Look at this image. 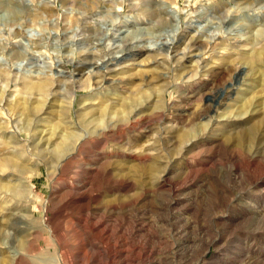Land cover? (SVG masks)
Listing matches in <instances>:
<instances>
[{"label":"rangeland","instance_id":"1","mask_svg":"<svg viewBox=\"0 0 264 264\" xmlns=\"http://www.w3.org/2000/svg\"><path fill=\"white\" fill-rule=\"evenodd\" d=\"M241 8V0H0V264H245L247 241L264 242V107L220 119L245 99H264V67L257 79L235 76L254 60L235 41L238 32L230 34L231 21L245 17ZM214 35L222 39L203 48L198 76L182 77L186 61L175 56L192 36L204 43ZM89 64L104 76L93 89L80 87L94 83L88 71L77 79ZM106 65L133 68L137 78L113 85ZM224 66V77L206 74ZM139 69L166 78L147 80ZM139 88L145 93L131 101ZM87 94L97 102L126 97L129 108L119 106L108 129L96 125L79 149L61 152L70 139L55 134L70 130L65 121L85 128L75 110ZM39 129L55 144L35 147ZM187 130L194 141L184 140ZM9 157L17 168L1 165Z\"/></svg>","mask_w":264,"mask_h":264},{"label":"bare ground","instance_id":"2","mask_svg":"<svg viewBox=\"0 0 264 264\" xmlns=\"http://www.w3.org/2000/svg\"><path fill=\"white\" fill-rule=\"evenodd\" d=\"M121 1V0H120ZM166 2V1H165ZM10 3V1H9ZM8 3V4H9ZM240 4V3H239ZM7 5V4H6ZM11 5V4H9ZM121 5V4H120ZM167 5V9L171 14L172 16L174 17V19L177 21L178 20V15L176 14L174 6L170 3L166 4ZM78 6V5H77ZM227 7V6H226ZM240 7V6H239ZM241 9H245V17L244 18H241V19H238V20H232L231 23H232V26L230 27V34L231 35H235L234 32L237 31L238 32V35L235 37V41L238 43V45H240L241 47L243 46L244 48H248L250 51V53H245V55H248L247 58H254V60H248L247 62H245V64L241 63L240 65L237 66L236 68V74L235 76L238 77V81H245L249 76H251L253 79H257L258 75L260 76L261 75V67H264V48L262 50H259L258 46H257V40H259L260 37H263L262 39H264V16L261 15V14H249L250 11H257V10H261V9H264V0H241ZM16 8V7H15ZM19 8V7H17ZM139 8V7H138ZM204 8V7H203ZM72 10V9H71ZM165 10V11H166ZM202 12V11H201ZM204 12V11H203ZM169 14V13H168ZM221 14V13H220ZM34 15V14H33ZM170 15V14H169ZM220 16V15H219ZM218 16V17H219ZM228 16V15H227ZM145 18V17H144ZM202 18V17H201ZM230 18V17H229ZM226 19V18H225ZM10 20V19H9ZM18 21V20H17ZM12 22V25L14 26L16 23L14 22V20L11 21ZM10 23V22H9ZM18 23V22H17ZM230 23V24H231ZM93 24V23H92ZM225 25V24H224ZM189 28V27H188ZM242 30H245V33L242 32ZM252 31H256L255 34L253 33V35H251ZM123 33V32H122ZM250 33V34H249ZM219 34V33H217ZM221 35V34H220ZM218 35H214V36H211V37H208L205 39L204 43L201 42L200 38H197V37H194L192 36L188 43L186 44V48L187 50L183 51L181 55L177 54L175 57L176 59L175 60H178V59H182L184 61H186V66L185 68H188L187 70L185 69V71L181 74L182 77L184 76L185 78L187 77L188 79H191V78H196L198 76V74L200 73L199 71L204 68V65L202 66V61L200 60V56L202 54V50L203 48H206V47H209L210 44L221 38L222 37ZM75 36V35H74ZM86 36V35H85ZM245 36V37H244ZM187 37V36H186ZM201 37V36H200ZM78 39V38H77ZM256 39V40H255ZM261 39V38H260ZM203 41V39H202ZM221 41V40H220ZM256 41V42H255ZM131 42H134V40H132ZM144 42V41H143ZM190 42H192L191 46H189ZM223 42V41H222ZM102 43V42H101ZM171 44H173V42H170V43H162V46H163V49L164 50H170L171 48ZM24 45V44H23ZM151 45V44H150ZM101 46V45H100ZM149 46V45H148ZM228 46V44H227ZM257 46V47H256ZM261 47L263 46L264 47V44L260 45ZM147 47V46H146ZM154 47V46H152ZM98 48V47H96ZM89 49V48H88ZM230 49V48H229ZM243 49V48H242ZM103 50V49H102ZM139 50V49H138ZM142 50V49H141ZM233 50V48H232ZM94 51V50H93ZM96 51V50H95ZM94 51V52H95ZM99 51V49H98ZM140 51V50H139ZM153 51V50H152ZM247 51V50H246ZM101 52V51H100ZM98 52V53H100ZM248 52V51H247ZM163 53V52H162ZM244 53V52H243ZM88 54V53H87ZM93 54V53H92ZM90 54V55H92ZM97 53L95 52V55ZM97 55H100V54H97ZM173 55V54H172ZM120 56V53H118L115 58H118ZM85 57V56H84ZM93 57V56H91ZM81 58V56H80ZM87 57H85V60H86ZM96 58V56H95ZM100 58V57H99ZM103 58V57H102ZM90 59V58H88ZM88 59L86 60L88 62ZM101 59V58H100ZM84 60V59H83ZM95 60V59H94ZM102 60V59H101ZM82 61V59H81ZM103 61V60H102ZM108 61V60H107ZM118 61V60H117ZM85 62V64L87 63ZM91 62V61H90ZM157 62L158 64L162 61H155ZM178 62V61H177ZM80 63V62H79ZM83 63V61H82ZM81 63V65H82ZM105 63V62H104ZM111 63V61H110ZM91 64V63H90ZM85 65V67H81L79 68L78 67V71H77V79L78 81L81 80V78L87 73L86 71L89 72L88 76H89V79H94V83H91V82H87L83 85H81L80 83V87L81 88H87V89H93V86L94 84H99L102 79H103V75L101 73H99L98 71H92V70H86V69H90L92 66L94 67V65ZM138 65V64H137ZM161 65V64H160ZM207 65H209L207 63ZM205 65V66H207ZM212 65V64H211ZM98 66V64H97ZM227 66V65H226ZM90 67V68H89ZM184 67V66H183ZM190 67H192V70H190ZM231 67V65H230ZM99 68V67H97ZM96 68V69H97ZM106 68H108L109 70V76H111V82L113 83V85H116L118 83H120L122 81V79H126L127 82H133L136 78H137V73H130L133 68H128V66H122V67H119V66H116V67H109L108 65H106ZM211 68V67H210ZM94 69V68H93ZM148 69V68H147ZM140 70L137 71L138 74L139 73H149L150 75H147L146 79L147 80H151L152 78L156 79L158 81V79H162L161 77H165L166 78V75H163L159 72H153L152 70ZM263 69V68H262ZM86 70V71H85ZM98 70V69H97ZM107 70V71H108ZM196 70V73H193V71ZM231 69L228 68V67H218V68H211V69H208L206 70V74H209V73H213V75L217 76V77H224V75H226L227 71H230ZM106 71V70H105ZM104 72V71H103ZM136 72V71H135ZM264 72V71H263ZM118 74H121L122 76H118ZM126 74V76H124ZM141 74H139L141 76ZM41 77V76H40ZM73 77V76H72ZM235 77V78H236ZM264 77V76H263ZM263 77H260V79L262 80ZM184 78V79H185ZM25 79V78H24ZM43 79V78H42ZM141 79V78H140ZM180 79V78H179ZM182 79V78H181ZM211 79V78H210ZM30 81V80H29ZM29 81L27 80V82L29 83ZM42 81V80H41ZM91 81V80H90ZM162 81V80H161ZM37 82V81H36ZM76 82V81H75ZM237 82V81H236ZM261 82V81H260ZM31 83V82H30ZM29 83V85H30ZM41 83V82H39ZM73 83V82H72ZM150 83V82H149ZM233 83V82H232ZM38 84V82H37ZM155 84V83H154ZM28 85V84H27ZM25 84V86H27ZM28 85V86H29ZM36 85V83H35ZM76 85V83H75ZM250 85V84H249ZM40 87H47V82H43L39 85ZM78 86V85H77ZM146 86V85H145ZM139 87V86H138ZM151 87V86H150ZM124 88V87H123ZM132 88V87H131ZM229 90V87L227 88ZM40 90V89H39ZM43 91V89H42ZM70 98L67 100V103H64L65 105L67 104V106H63L62 109L64 110V113H65V110H66V113L67 111L70 112V109L72 108L73 106V100H74V97L76 95V87H72L70 90ZM148 91V90H146ZM130 93V92H129ZM141 94V93H145V91L143 90V88H139V90H136L135 93L132 94V96L130 97V100L133 101L135 100V97L137 94ZM149 93V92H148ZM236 93V92H235ZM115 94V93H114ZM136 94V95H135ZM50 95V93H49ZM47 96L46 97V100H49L50 99V96ZM52 95V93H51ZM98 95V94H97ZM146 95V94H145ZM146 96H149V95H146ZM45 97V96H44ZM107 97V96H106ZM230 98V97H229ZM238 98V97H237ZM102 99V98H101ZM133 99V100H132ZM88 100H90V104H86V102H88ZM156 100V99H155ZM129 101V100H128ZM127 101L126 97H116L113 98L109 97L108 95V98H105L104 99V96H103V99L100 100L99 102L96 101V97L91 95V94H87L85 96H83L80 100V108L79 110H75L76 111V114L79 118H81V120L83 121V125H85V128L83 127H80L78 125H76L75 123H73L72 121H65L66 124L68 123V126L70 124V128L67 127V129H70V130H67L68 132H65L64 130H61L58 134H55L57 135V138L58 139H70V143L67 144V143H62L63 144L62 146H59L58 147H62V150L61 152L65 151V150H68L69 148H72L74 151L79 149V147L81 145H83L82 143L84 141L87 140V138L90 136V134L95 131V129L97 128L98 125H103L101 131L104 132L105 130L108 129V125H104L105 124V121L107 120V118H110V122L113 123V121L116 119L117 117V114L120 113L118 110H119V106L121 107H124V108H129V102ZM146 101V100H145ZM242 101V100H241ZM66 102V101H65ZM141 105V102H139ZM230 103V102H229ZM45 105V103H43ZM240 104V103H239ZM242 105L239 107L240 110L239 111H236L234 110L235 112H233V109L226 112L225 115H221L220 116V119L222 118L223 120H228V121H236V119L238 118H243V116H247V115H254L256 113H259L260 109H258L257 107L259 105H262V107H264V99L261 100V102H258L256 103V101H254V99L251 97V98H248V99H245L243 103H241ZM54 105V104H53ZM253 106V108L249 109V106ZM52 106V104H51ZM50 106V107H51ZM138 108V107H136ZM43 109V108H42ZM220 109V108H219ZM237 109V108H236ZM136 110V109H135ZM238 110V109H237ZM40 111V110H39ZM62 111V110H61ZM124 112V111H123ZM123 112H121V118L123 120V122H126L129 121L128 120V117L134 113V109H130V111L128 112V115L124 116ZM127 113V112H126ZM225 113V112H223ZM235 113V114H234ZM120 115V114H119ZM46 116V115H45ZM223 116V117H222ZM249 116L247 118H245L244 120H248L249 121ZM10 118V117H9ZM120 118V119H121ZM241 118V120H242ZM12 119V117L10 118ZM64 118L62 117V120ZM221 119V120H222ZM43 120L44 119V116H43ZM50 120V119H49ZM73 120V119H72ZM126 120V121H125ZM243 120V121H244ZM242 121V122H243ZM29 122H32V119H29ZM34 122V121H33ZM42 122V121H40ZM49 122V121H48ZM62 122V121H61ZM60 122V123H61ZM28 123V122H27ZM45 123V122H44ZM43 124V123H42ZM47 123H45V126ZM40 125V124H39ZM50 125V124H49ZM60 125V124H59ZM97 125V126H96ZM111 125V124H110ZM115 125H117V123H115ZM114 125V126H115ZM54 126V128H52ZM51 126V129L50 131H53V129L57 130L58 131V127L56 125H53ZM63 126V125H62ZM67 126V125H66ZM204 126V125H203ZM29 127V126H28ZM65 127V125L63 126ZM207 127V126H206ZM45 128V127H44ZM61 128V127H59ZM26 129V128H25ZM24 129V130H25ZM38 129V128H37ZM46 129V128H45ZM42 130V129H39L37 131V133L39 132V136H38V141L37 143L34 144L35 147H40L43 146V145H47L49 147V145H53L55 144V140L53 138H55L53 136L52 137H46V131ZM202 129V128H201ZM55 130V131H56ZM66 130V129H65ZM190 130V129H189ZM33 131H36V130H33ZM56 131V132H57ZM51 133V132H50ZM34 134V133H33ZM203 134V133H201ZM16 135V134H15ZM53 135V134H51ZM193 132L192 131H186L185 134H184V140H186L187 138H189V141L192 140V138L195 139V136H193ZM200 137V136H199ZM198 137V138H199ZM13 138V136H12ZM203 138V137H202ZM35 139V138H34ZM65 140V139H64ZM10 141V140H8ZM17 141V140H16ZM57 141V140H56ZM62 141V140H61ZM194 141V140H192ZM197 141V139H196ZM204 141V140H203ZM12 140L10 141V144H11ZM32 142V141H31ZM36 142V141H35ZM59 143V142H58ZM13 146V145H12ZM11 147V146H10ZM33 147V146H32ZM19 148V147H18ZM42 148V147H41ZM12 149V147H11ZM60 149V148H59ZM15 149H13V152ZM37 150V148H36ZM56 150H58V148L56 147ZM19 152V151H18ZM59 152V151H58ZM57 152V153H58ZM69 153V152H68ZM67 154V153H65ZM64 154V155H65ZM71 154H74L71 153ZM77 154V153H76ZM75 155V154H74ZM67 156V155H66ZM258 155H253L251 157V160L252 161H255L258 159ZM63 157V156H62ZM68 157V156H67ZM10 158V157H9ZM60 158V156H59ZM64 158V157H63ZM235 159V157H233ZM17 160V159H16ZM58 163V162H57ZM1 165L4 166V167H14V168H17V165L15 164V161H13L11 158L10 159H7L5 158L2 162H1ZM36 165V164H35ZM34 165V166H35ZM240 163H236L235 164V170H239L240 168ZM21 167V166H20ZM26 168L28 169V167L26 166ZM25 168V169H26ZM19 169V168H18ZM22 172L24 171L23 169L21 170ZM28 171H32L31 172V175L34 174V172H36L35 168H30ZM26 172V171H24ZM13 181V179H12ZM18 181V180H17ZM16 181V182H17ZM13 183V182H12ZM18 183V182H17ZM15 184V183H14ZM17 185V184H15ZM28 188H29V192L30 194L34 192L35 190V185L29 180V182L27 184H25ZM25 185H23V187H26ZM19 187V183L17 185ZM16 186V187H17ZM259 186V184H258ZM3 187V186H1ZM22 187V188H23ZM6 188V187H5ZM10 189V188H9ZM12 189V188H11ZM20 189V187H19ZM14 189H12L13 191ZM15 191V190H14ZM23 191V189H22ZM17 192V191H16ZM20 193V192H19ZM16 194V193H15ZM259 200V199H257ZM261 200V199H260ZM262 201V200H261ZM6 202V201H5ZM7 204V203H6ZM250 204V203H249ZM254 204V203H253ZM251 205V204H250ZM251 208V207H250ZM253 210V209H252ZM249 212V211H248ZM258 217V216H257ZM53 239V238H52ZM255 238L254 240L252 238H250L248 241H247V248H246V251H245V264H264V250H260V248H263L264 249V242L261 241L260 243L258 242L259 246H255L254 245V242H255ZM260 241V240H259ZM246 247V246H245ZM255 253H258L259 256L257 257L256 260H252L250 257H253L254 255H256ZM244 255V254H243ZM13 258V257H12ZM228 258V257H227ZM250 258V259H249ZM3 260V259H2ZM13 261V260H12ZM60 261V260H59ZM8 262V260H7Z\"/></svg>","mask_w":264,"mask_h":264}]
</instances>
